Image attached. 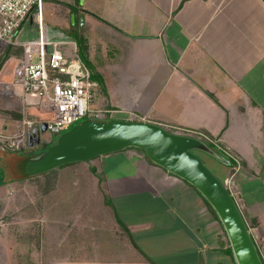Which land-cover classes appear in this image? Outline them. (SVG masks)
Returning <instances> with one entry per match:
<instances>
[{
	"label": "crops",
	"instance_id": "obj_1",
	"mask_svg": "<svg viewBox=\"0 0 264 264\" xmlns=\"http://www.w3.org/2000/svg\"><path fill=\"white\" fill-rule=\"evenodd\" d=\"M46 2L51 39L72 37L75 29L86 37L87 58L104 81L97 80L94 106L117 109L115 117L138 115L201 129L240 155L239 205L264 260V0ZM22 23L20 38L37 36L32 18ZM12 59L2 66V78L13 68ZM5 127L11 129L12 123ZM212 146L229 162L198 153L224 180L232 158ZM107 159L117 170L107 173ZM89 161L95 167L93 179L88 174L90 186L101 182L98 191L109 195L114 219L101 223L92 209V187L76 181L81 174L74 173L72 183L61 182L56 189L60 223L66 222L69 206L68 213L78 214L58 235L57 249H63L55 254L57 264H236L216 211L185 178L139 147ZM121 164L126 171L118 169ZM67 192L78 193L83 202L89 197L86 217L76 208L81 198ZM65 244L72 247L65 251Z\"/></svg>",
	"mask_w": 264,
	"mask_h": 264
},
{
	"label": "rangeland",
	"instance_id": "obj_2",
	"mask_svg": "<svg viewBox=\"0 0 264 264\" xmlns=\"http://www.w3.org/2000/svg\"><path fill=\"white\" fill-rule=\"evenodd\" d=\"M46 3V0H44L40 8H33L28 15L34 21L35 31H38L37 36L24 39L19 37L20 40H35L39 38L40 25L47 28V35L50 38L52 37V34L50 35L48 32V30L50 31V24L48 23L50 19L48 20L46 17ZM20 28L18 31H20ZM59 33L62 34L61 32ZM64 36L70 38L68 35ZM8 49L11 50V56H13V68L9 69L10 72L8 71L9 73L5 78H2L3 67L0 69V184L7 180L5 184L0 186V264H57L58 260L55 254L63 249H57L58 235L62 232L63 226H68L67 228H69L70 222H73V214L77 213H72L71 211L68 213L69 208H73V206H69L64 213L65 215H63L66 222L60 223L62 218L59 219L57 217L58 213L56 210L57 186L61 182H65V184L72 183L76 175L73 174H81V177L79 176L80 181L79 179H76V181L80 182L82 186L85 184L86 189L92 187L90 195V200H93L92 209L94 207L96 212L100 213L99 219L101 223H109L114 219L112 209L108 206L111 202L107 201L110 197L107 194L103 197V190L98 191L99 188H102L101 182L100 184L98 182L96 186L93 184L90 186V183H92L91 177L93 179V174H91L93 168H90L89 160L58 166L50 170L54 174L47 176L46 174L45 176L44 174L41 176L39 174H26L24 169L27 159L33 155L48 151L59 140L61 135L88 118L82 117L59 134L54 133L52 139L46 140L45 144H42V142L39 146H30L24 139V142H21L19 137L21 117L16 116V113L22 112V99L17 95H10L7 83L12 80L13 69L15 64H17L18 57L23 54V49L21 50V47L17 45H6L4 42H0V57ZM9 123H12V128L6 129L5 125ZM42 139L43 141L45 140L43 136ZM94 161L96 166L97 164L99 166V169L96 170L100 172L102 170L101 163H99L98 159ZM204 162L212 172H216L210 160L206 159ZM115 166L114 160L107 159L105 167L107 173L117 170ZM126 167L125 164H121L118 169L126 171ZM88 174L91 175L90 178ZM97 176H100V173ZM219 178L222 179L221 177ZM81 192H83L82 189ZM74 194L80 197L76 195L78 193L73 192H67L65 196ZM80 198L81 201L82 197ZM60 200L62 201V199ZM85 200V202L89 201V197L85 198ZM81 202L80 205L74 204H77L76 208L80 211V215L86 217V210H88L91 203H85L83 200ZM115 210L119 216L118 207H115ZM123 211H126V209L123 208L121 212L123 213ZM119 218L121 217L119 216ZM68 222L69 225L67 224ZM64 246L65 251L66 248L70 249L72 247L71 244H65ZM145 246L147 247L148 245L145 244Z\"/></svg>",
	"mask_w": 264,
	"mask_h": 264
},
{
	"label": "built area",
	"instance_id": "obj_3",
	"mask_svg": "<svg viewBox=\"0 0 264 264\" xmlns=\"http://www.w3.org/2000/svg\"><path fill=\"white\" fill-rule=\"evenodd\" d=\"M43 2L44 0H0V42L17 45L24 50L17 59L12 80L7 83L10 95H17L22 99L20 141L29 143L31 131L45 122L47 130L42 135L45 138L42 144L51 140L54 133L59 134L82 117L114 118L118 111L112 107H97L92 104L99 84L80 56L75 39H51L47 35V28L42 25L39 38L25 41L19 39L18 29L22 22L33 8H40ZM137 118L144 119L134 116V119ZM160 124L171 132L201 138L232 158L230 173L223 183L239 205L236 177L243 167L240 155L224 147L218 139L201 129L173 123ZM246 222L251 230L247 219Z\"/></svg>",
	"mask_w": 264,
	"mask_h": 264
},
{
	"label": "water",
	"instance_id": "obj_4",
	"mask_svg": "<svg viewBox=\"0 0 264 264\" xmlns=\"http://www.w3.org/2000/svg\"><path fill=\"white\" fill-rule=\"evenodd\" d=\"M84 19V13L81 14ZM47 130L44 122L30 135L31 146L41 145ZM127 147L142 148L155 163L185 178L198 188L216 211L228 236L236 264H264L238 203L220 179L205 164L198 151L229 162L205 140L174 133L162 124L140 119L89 118L67 131L48 150L25 162L27 174H41L61 164L89 160Z\"/></svg>",
	"mask_w": 264,
	"mask_h": 264
},
{
	"label": "trees",
	"instance_id": "obj_5",
	"mask_svg": "<svg viewBox=\"0 0 264 264\" xmlns=\"http://www.w3.org/2000/svg\"><path fill=\"white\" fill-rule=\"evenodd\" d=\"M71 35H72V37L76 40V42H77V45H78V52H79V54H80V56L83 58V60L86 62V64L89 66V68L91 69V71H92V77L94 78V79H96V80H98L102 85H104V81H103V79L98 75V73L97 72H95L94 70H93V66H92V64L90 63V61L88 60V58H87V55H86V46H87V44H86V42H87V40H86V37L84 36H82L81 34H80V32L79 31H77L76 29L74 30V31H71ZM11 50L10 49H8L1 57H0V69L2 68V66L4 65V63L6 62V60L11 56V52H10ZM16 116H18V117H21L22 116V114L21 113H16ZM88 118V117H87ZM89 119V118H88ZM109 119H111V118H107V119H105V120H109ZM46 142H44V144H45ZM69 163H72V162H67V163H64V164H61V165H59V166H64V165H66V164H69ZM92 168L95 170V167L94 166H92ZM24 171H25V169H24ZM26 172V171H25ZM27 174V173H26ZM108 202H111L110 201V199L108 198V200H107ZM211 205V204H210ZM212 209H213V207H212ZM214 211V210H213ZM215 212V211H214ZM228 250L229 251H231V249H230V247H228ZM263 259V258H262Z\"/></svg>",
	"mask_w": 264,
	"mask_h": 264
}]
</instances>
